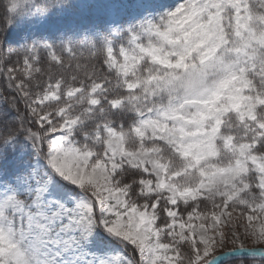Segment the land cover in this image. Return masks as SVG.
<instances>
[{"label": "snow or ice", "instance_id": "obj_1", "mask_svg": "<svg viewBox=\"0 0 264 264\" xmlns=\"http://www.w3.org/2000/svg\"><path fill=\"white\" fill-rule=\"evenodd\" d=\"M0 264H264V0H0Z\"/></svg>", "mask_w": 264, "mask_h": 264}]
</instances>
